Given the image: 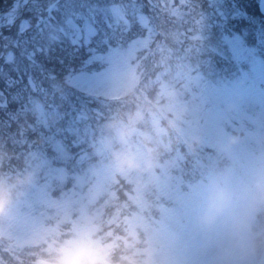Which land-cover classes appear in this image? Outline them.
<instances>
[{"label": "trees", "instance_id": "trees-1", "mask_svg": "<svg viewBox=\"0 0 264 264\" xmlns=\"http://www.w3.org/2000/svg\"><path fill=\"white\" fill-rule=\"evenodd\" d=\"M253 82L264 107V0H32L2 18L0 264H52L85 235L105 264H181L202 199L237 173L216 147L222 115L227 134L241 120L228 92Z\"/></svg>", "mask_w": 264, "mask_h": 264}, {"label": "clouds", "instance_id": "clouds-1", "mask_svg": "<svg viewBox=\"0 0 264 264\" xmlns=\"http://www.w3.org/2000/svg\"><path fill=\"white\" fill-rule=\"evenodd\" d=\"M136 114L132 123H138ZM131 128H121V138L131 134ZM232 137L230 143L237 142ZM117 168H136L138 161L134 153L114 154ZM12 192L0 180V214L10 203ZM208 203L201 218L209 228L220 224L226 231V245L222 264H253L257 258H264V229L256 226V213L264 209V176L241 192H234L222 183L216 184L208 193ZM105 245L89 235L76 237L67 242L52 257V264H105Z\"/></svg>", "mask_w": 264, "mask_h": 264}, {"label": "rangeland", "instance_id": "rangeland-1", "mask_svg": "<svg viewBox=\"0 0 264 264\" xmlns=\"http://www.w3.org/2000/svg\"><path fill=\"white\" fill-rule=\"evenodd\" d=\"M105 94H113V88L105 84L102 87ZM260 85L253 82L248 87H237L228 92L227 103L233 108L232 113L239 116L241 120L233 118L237 121L233 123L234 129L231 134L225 131V123L228 118L222 115V123L220 125L221 142L217 143V151L223 153L237 173L232 175L231 181L227 182V187L234 192H241L250 188L257 178L264 176V107L262 101L257 96L260 95ZM250 107L256 106V109L251 111L248 116L250 121L256 119V130L248 131L247 127L250 121L245 125L242 123L246 118L240 106L245 102ZM254 104V105H253ZM232 125V124H231ZM230 125V126H231ZM229 126L228 124L226 125ZM240 132V133H239ZM238 134H240L238 136ZM232 137H238L237 142L230 143ZM262 145L257 149V146ZM243 179H246L243 181ZM208 199L204 198L201 201L203 212L206 209ZM197 231L190 234V238L196 236ZM226 245V231L220 225L204 230L203 234L190 244L185 246H177L176 249L184 251L181 264H221L223 262V249Z\"/></svg>", "mask_w": 264, "mask_h": 264}, {"label": "water", "instance_id": "water-1", "mask_svg": "<svg viewBox=\"0 0 264 264\" xmlns=\"http://www.w3.org/2000/svg\"><path fill=\"white\" fill-rule=\"evenodd\" d=\"M23 1H24V0H22V1L20 2V5L22 4ZM3 15H5V14H3Z\"/></svg>", "mask_w": 264, "mask_h": 264}]
</instances>
